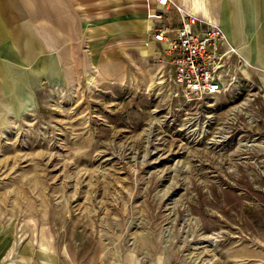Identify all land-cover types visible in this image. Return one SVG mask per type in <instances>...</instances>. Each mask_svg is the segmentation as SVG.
Returning <instances> with one entry per match:
<instances>
[{
    "label": "rangeland",
    "instance_id": "374dc122",
    "mask_svg": "<svg viewBox=\"0 0 264 264\" xmlns=\"http://www.w3.org/2000/svg\"><path fill=\"white\" fill-rule=\"evenodd\" d=\"M70 17L62 33L49 18L64 78L39 81L28 110L0 128L11 249L22 236L83 263L264 264V75L237 62L224 91L187 101L152 53L80 57ZM16 49L27 60L41 51Z\"/></svg>",
    "mask_w": 264,
    "mask_h": 264
},
{
    "label": "crops",
    "instance_id": "0c3cea01",
    "mask_svg": "<svg viewBox=\"0 0 264 264\" xmlns=\"http://www.w3.org/2000/svg\"><path fill=\"white\" fill-rule=\"evenodd\" d=\"M185 12L216 23L238 52V62L264 75V0H168L164 5L156 0H0V99L8 107L2 115L0 105V118L5 119L0 128L28 110L31 91L41 80L64 78L58 55L64 38L49 37L51 23L57 29L61 18L62 33L63 17H74L83 38L80 57L85 55L93 64L110 59L121 63L128 49L141 55L161 53L163 45L153 40L152 30L165 27L172 33ZM21 40L36 42V50L41 51L27 60L16 49ZM0 229V264H93L68 259L55 245L47 248L31 239L21 241L22 236L12 250L18 234L8 227Z\"/></svg>",
    "mask_w": 264,
    "mask_h": 264
},
{
    "label": "built area",
    "instance_id": "2783aa9c",
    "mask_svg": "<svg viewBox=\"0 0 264 264\" xmlns=\"http://www.w3.org/2000/svg\"><path fill=\"white\" fill-rule=\"evenodd\" d=\"M168 0H156L164 5ZM153 40L162 43V52L153 59L159 65L158 76L184 100H203L224 91L235 81L234 66L239 54L224 38L216 23L184 13L172 29L154 28ZM231 69L230 82L226 75Z\"/></svg>",
    "mask_w": 264,
    "mask_h": 264
}]
</instances>
